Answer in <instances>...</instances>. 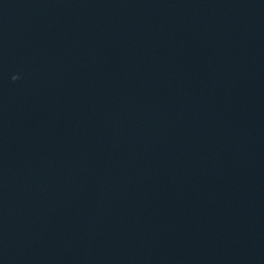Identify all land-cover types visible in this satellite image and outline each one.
Wrapping results in <instances>:
<instances>
[{
  "label": "water",
  "instance_id": "water-1",
  "mask_svg": "<svg viewBox=\"0 0 264 264\" xmlns=\"http://www.w3.org/2000/svg\"><path fill=\"white\" fill-rule=\"evenodd\" d=\"M0 264H264V0H0Z\"/></svg>",
  "mask_w": 264,
  "mask_h": 264
}]
</instances>
